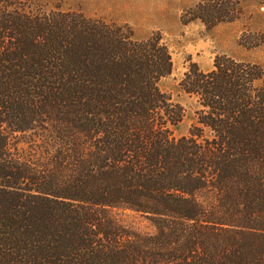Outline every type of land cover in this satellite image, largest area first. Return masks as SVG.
I'll use <instances>...</instances> for the list:
<instances>
[{
    "label": "trees",
    "instance_id": "16d2710c",
    "mask_svg": "<svg viewBox=\"0 0 264 264\" xmlns=\"http://www.w3.org/2000/svg\"><path fill=\"white\" fill-rule=\"evenodd\" d=\"M249 2L264 6L195 0L181 21L212 30ZM173 71L159 32L0 0V264H264V67L192 63L182 138L185 109L161 89Z\"/></svg>",
    "mask_w": 264,
    "mask_h": 264
},
{
    "label": "rangeland",
    "instance_id": "374dc122",
    "mask_svg": "<svg viewBox=\"0 0 264 264\" xmlns=\"http://www.w3.org/2000/svg\"><path fill=\"white\" fill-rule=\"evenodd\" d=\"M47 11L82 12L91 18L129 24L139 39L161 33L174 62L173 74L164 79L161 89L185 109L183 122L174 130L176 138L189 136L196 123L199 104L181 89V82L192 63L210 71L218 56H230L264 67V45L248 49L241 44L245 34H264V6L249 2L245 16L238 22L208 30L201 23L184 25L183 12L195 0H33ZM25 146V145H23ZM120 220L142 234H153L147 220L127 213Z\"/></svg>",
    "mask_w": 264,
    "mask_h": 264
}]
</instances>
